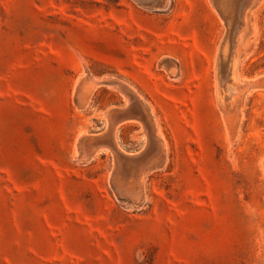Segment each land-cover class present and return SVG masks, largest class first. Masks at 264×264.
Returning <instances> with one entry per match:
<instances>
[{"label": "rangeland", "instance_id": "374dc122", "mask_svg": "<svg viewBox=\"0 0 264 264\" xmlns=\"http://www.w3.org/2000/svg\"><path fill=\"white\" fill-rule=\"evenodd\" d=\"M217 1L0 0V264H264V0Z\"/></svg>", "mask_w": 264, "mask_h": 264}, {"label": "bare ground", "instance_id": "6f19581e", "mask_svg": "<svg viewBox=\"0 0 264 264\" xmlns=\"http://www.w3.org/2000/svg\"><path fill=\"white\" fill-rule=\"evenodd\" d=\"M216 1V0H215ZM237 0H226V1H221L218 0L217 2H215L216 4L218 3V7L221 11L220 15H223L222 17H224L223 19H225V22L227 23L228 26L231 25L232 21H233V16H234V11H235V4H236ZM162 4V3H161ZM158 5V4H157ZM239 5V4H238ZM218 9V10H219ZM238 10V7H237ZM219 11V12H220ZM237 13V12H236ZM229 29V28H228ZM228 36V35H227ZM229 41H228V37H226L223 45H222V55L224 57V59H227V53L229 52ZM229 55V54H228ZM223 59V61H224ZM226 61V60H225ZM224 61V62H225ZM227 62V61H226ZM221 63V62H220ZM222 64V63H221ZM225 66V63H223ZM227 65V64H226ZM222 66V68L224 69V67ZM224 73V72H222Z\"/></svg>", "mask_w": 264, "mask_h": 264}, {"label": "water", "instance_id": "95a60500", "mask_svg": "<svg viewBox=\"0 0 264 264\" xmlns=\"http://www.w3.org/2000/svg\"><path fill=\"white\" fill-rule=\"evenodd\" d=\"M143 1L152 2V1H154V0H143Z\"/></svg>", "mask_w": 264, "mask_h": 264}]
</instances>
